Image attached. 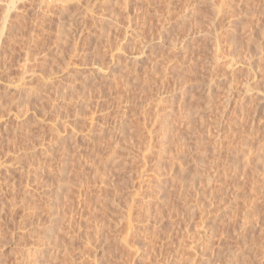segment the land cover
Masks as SVG:
<instances>
[{
    "label": "rangeland",
    "instance_id": "obj_1",
    "mask_svg": "<svg viewBox=\"0 0 264 264\" xmlns=\"http://www.w3.org/2000/svg\"><path fill=\"white\" fill-rule=\"evenodd\" d=\"M10 2L0 264H264V0Z\"/></svg>",
    "mask_w": 264,
    "mask_h": 264
},
{
    "label": "bare ground",
    "instance_id": "obj_2",
    "mask_svg": "<svg viewBox=\"0 0 264 264\" xmlns=\"http://www.w3.org/2000/svg\"><path fill=\"white\" fill-rule=\"evenodd\" d=\"M56 2H57V0H56ZM221 3V2H220ZM224 4V3H223ZM16 6V0H11V2H10V4L7 6V13H6V19H5V22H4V27H6V25H7V22H8V19H9V16L11 15V11H12V9L14 8ZM216 6V5H215ZM221 8V7H220ZM216 10H217V8H216ZM223 10V9H222ZM222 12V11H221ZM11 17V16H10ZM104 20V19H103ZM102 20V21H103ZM3 30V27L2 28H0V30ZM103 30V29H102ZM105 30V29H104ZM109 31V30H108ZM5 32H6V30H5ZM3 33H4V31L3 32H0V48H1V50H0V63L3 61H5L6 59H7V55L5 56L4 54H6L5 52H4V47H3V45H2V42L4 41V40H2V36H3ZM110 33V32H109ZM40 40V39H39ZM26 44V43H25ZM5 51H8L9 52V50H6L5 49ZM27 52V51H26ZM30 55H31V51H30V53H29ZM29 54H27V56H26V60H28V58H29ZM33 55V54H32ZM12 57V56H11ZM25 57V56H24ZM10 58V57H9ZM23 60V59H22ZM25 61V60H24ZM9 62V61H8ZM26 63H27V61H25ZM25 63V64H26ZM8 64V63H7ZM4 66V65H3ZM7 66V65H6ZM30 66V65H29ZM24 67H28V63L26 64V66L24 65ZM29 68V67H28ZM94 69V68H93ZM92 69V70H93ZM102 69V68H101ZM96 70V69H95ZM30 72V71H29ZM88 72V71H87ZM94 72V71H93ZM95 74V73H94ZM23 75V74H22ZM25 76V75H24ZM1 77V76H0ZM26 77V76H25ZM90 78V77H89ZM27 84V83H26ZM23 88V87H22ZM11 171V170H10ZM13 182V181H12ZM16 184V183H15ZM14 185V184H13ZM13 187V186H12ZM2 223V222H1ZM1 226V225H0ZM5 231V230H4ZM6 236V235H5ZM44 236L45 237H48L49 239H51V231L49 230V233H45L44 234ZM1 240V239H0ZM1 244V243H0ZM3 245V244H2ZM40 246V245H39ZM31 249V248H30ZM44 249V248H43ZM46 251V250H45ZM44 251V252H45ZM25 252V251H24ZM29 252V251H28ZM27 254V253H26ZM30 254V253H29ZM31 255V254H30ZM43 255V254H42ZM25 256V255H24ZM27 256V255H26ZM29 257V256H28ZM38 257V258H37ZM27 258V257H26ZM32 258H33V255H32ZM40 258H39V256H34V260H33V262H35V263H40L41 264V262H39L40 260H39ZM44 262V261H43ZM46 263V262H45ZM30 264V263H29Z\"/></svg>",
    "mask_w": 264,
    "mask_h": 264
}]
</instances>
